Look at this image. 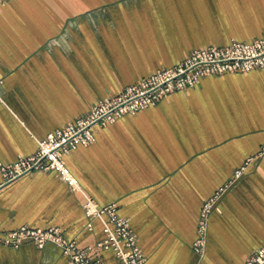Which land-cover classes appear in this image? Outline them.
<instances>
[{
	"label": "crops",
	"instance_id": "0c3cea01",
	"mask_svg": "<svg viewBox=\"0 0 264 264\" xmlns=\"http://www.w3.org/2000/svg\"><path fill=\"white\" fill-rule=\"evenodd\" d=\"M264 35V0H13L0 6V162L15 163L101 99L122 93L196 49ZM66 158L73 190L40 172L0 188V264H68L49 244L4 239L24 225L58 228L120 264L89 197L131 219L146 264H246L264 245V70L206 78L158 106L97 131ZM193 250L204 203L250 160ZM4 176L0 172V185ZM92 222L93 230L88 226Z\"/></svg>",
	"mask_w": 264,
	"mask_h": 264
},
{
	"label": "built area",
	"instance_id": "2783aa9c",
	"mask_svg": "<svg viewBox=\"0 0 264 264\" xmlns=\"http://www.w3.org/2000/svg\"><path fill=\"white\" fill-rule=\"evenodd\" d=\"M11 1L13 0H0V6ZM254 70H264V35L252 43L232 41L229 45L196 49L173 68L159 70L139 84L127 87L120 94L99 100L83 116L50 134L46 139L39 140V149L35 155L19 157L11 165L0 162V172L4 176V183L0 188L40 172L57 173L62 181L76 190L78 181L68 169L65 158L79 146L95 143L97 131L127 115H137L141 111L156 107L174 93L199 86L206 78ZM254 160L250 159L237 170L234 178L204 203L198 219V238L193 245L194 252L200 258L207 251L212 213L219 211V201L244 175L247 166ZM86 198L84 210L87 217L92 221L99 220L105 234L97 248L113 251L120 264H146L147 255L140 246L139 236L132 227L131 219L121 217L115 205L101 207L93 199ZM88 228L93 230L92 222ZM4 242L17 249L25 243L33 244L39 249L53 244L62 249L68 264H104L101 260L91 259L92 248H81L77 242L68 241L58 228L43 230L24 225L9 233ZM246 264H264V245L255 251Z\"/></svg>",
	"mask_w": 264,
	"mask_h": 264
}]
</instances>
